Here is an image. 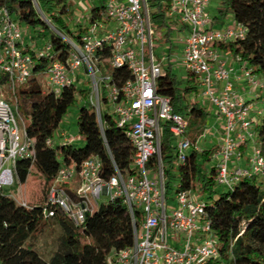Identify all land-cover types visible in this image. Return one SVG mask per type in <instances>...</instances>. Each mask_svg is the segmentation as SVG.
<instances>
[{
  "label": "built area",
  "instance_id": "1",
  "mask_svg": "<svg viewBox=\"0 0 264 264\" xmlns=\"http://www.w3.org/2000/svg\"><path fill=\"white\" fill-rule=\"evenodd\" d=\"M170 1L169 25L171 16L186 31L181 62L187 72L196 77L201 95L215 107L222 120L221 137L212 155L216 168L214 181L232 189L243 177L257 175L264 180V145L259 141V146L254 143L252 147L247 167L229 166L231 160L239 161L243 157L241 144L257 137L256 125L264 118V104L258 109L257 120L251 115L252 103L235 95L229 70L216 47V44L242 38L244 27L235 21L224 29L212 27L205 13L209 0ZM31 2L38 9L37 0ZM101 4L104 8L100 16L89 21L79 42L54 27L39 11L49 29L68 44L64 60L58 58L50 42L39 53H34L23 43L21 25L14 14L7 7H0V190L15 185L18 159L34 158L33 140L27 136L25 122L17 110L19 88L29 78L41 76L43 90L59 95L62 89L76 84V73L82 69L89 83L87 101L94 109L105 147L102 94L117 127L124 129L134 149L133 169L124 174L113 162L108 149L112 166L108 176L101 159L95 155L84 159L78 167L62 164L48 188L49 204L80 224L86 214L101 203L98 200L102 196L107 201L121 199L124 202L133 222V243L109 254L107 264H208L219 254L215 237L204 219L201 198L182 189L178 178L177 206L167 209L160 158L161 126L167 125L173 135L177 164L186 161L189 150L199 152L200 148L197 141L192 142L187 137V118L173 112L170 98L157 92L156 79L163 71L153 55L154 30L148 1L102 0ZM40 59H49L50 63L35 70ZM122 67L130 71L131 78L118 85L112 72ZM243 68L246 81L264 91V76H255L245 64ZM218 81L223 82L220 91L216 89ZM58 137L62 143L75 140L64 132ZM47 144H52L51 139ZM154 156L157 169L148 167ZM21 186L19 196L7 193L16 203L26 206ZM68 191L79 200L74 201ZM137 210L141 214L138 226L135 223ZM47 214L53 212L48 210ZM169 238L182 241L181 247L170 244Z\"/></svg>",
  "mask_w": 264,
  "mask_h": 264
},
{
  "label": "trees",
  "instance_id": "2",
  "mask_svg": "<svg viewBox=\"0 0 264 264\" xmlns=\"http://www.w3.org/2000/svg\"><path fill=\"white\" fill-rule=\"evenodd\" d=\"M67 1L37 0V9L31 0H0V7H7L19 24L34 29L37 26L49 29L40 11L47 20L51 18L66 29L69 38L79 42L86 26L79 23L75 30H70L64 24L61 15L68 12ZM147 1L152 29H166L168 34L171 28L167 13L171 1ZM220 4V17L229 14L233 21L244 27L245 33L242 38L216 44V47L239 58L253 73L264 74V0H220ZM103 8L102 4L91 7L88 21L98 18ZM42 29L37 31L39 35ZM48 42L58 58L64 60L69 51L68 44L52 30ZM49 63V59H40L35 70L43 69ZM112 74L118 85L131 78L126 67L117 68ZM186 83L185 89L180 92L169 67L156 79L157 92L170 98L173 112L187 118V137L195 142L205 129L208 113L199 103L187 100L190 92L197 91L196 77L187 72ZM88 92L86 89L78 90L73 84L55 95L44 91L40 80L34 76L19 88L17 110L25 117L27 136L33 140L34 158L18 159L15 184L20 188L33 168L40 174L43 183L40 203L27 201L26 206L16 203L5 190H0V264H107L109 254L132 245L133 222L121 199L101 202L86 214L80 224H75L66 213L48 202L49 185L62 164L78 167L84 159L95 155L101 159L108 176L112 173L108 149L113 162L124 174L132 172L134 149L129 138L123 128L117 127L112 111L101 110L105 147L94 109L87 101ZM77 94L83 100L77 116V131L83 137L84 146L77 147L74 143L61 141L55 143V130ZM101 97V101L107 103L105 95ZM256 129L258 141L264 145V118L257 123ZM50 139L51 145L47 144ZM173 140L167 125H162L160 158L165 199L168 200L174 170L182 189L198 193L205 207L204 219L215 237L219 254L208 264H264V186L257 185L258 176L243 177L232 189L217 192L215 166H210L207 171L203 169L211 158L212 149L202 152L189 150L186 161L177 164ZM157 166L154 156L148 167L157 169ZM68 193L74 201L79 200L75 194ZM48 210L53 214L48 215ZM135 220L138 226L141 222L138 210ZM50 221L58 225L60 235L55 249L48 259H44L34 248L33 241Z\"/></svg>",
  "mask_w": 264,
  "mask_h": 264
},
{
  "label": "rangeland",
  "instance_id": "3",
  "mask_svg": "<svg viewBox=\"0 0 264 264\" xmlns=\"http://www.w3.org/2000/svg\"><path fill=\"white\" fill-rule=\"evenodd\" d=\"M101 2L102 0H68L67 1V3L69 4L68 12L67 14L61 15L62 21L64 22L65 25L68 26L70 30H75L77 28L76 25L79 23L82 26L88 27L90 24L87 15L90 8L93 6H99ZM220 6H221L220 0H209L207 6L205 7V13L207 14L209 19H213L217 15L219 17V20H217L216 24L214 25L215 29H224L231 26L232 24V18L229 14L227 16L220 17L218 12ZM169 19L171 20V24L169 25L171 30L169 31L168 34L166 33V29H155L153 31L152 34L153 55L156 58L157 62L161 65L162 71H164L167 67L170 68L171 73L175 77L177 88L179 89L180 92H182L187 84L186 83L187 70L181 62V54L184 46L183 38L186 36V31L181 29V25L175 22L176 20H174L173 17L169 16ZM48 20L54 27H56L58 30H60L66 36L69 37V34L66 31V29H64L60 24L54 22L51 18H48ZM20 25L23 34V43L24 44L27 43L29 48H31L34 51V53H39L41 50H43L48 43L51 30L50 29L43 30L42 28H40V26H37L34 29L32 27H28L23 24ZM40 29H42V33L39 35L37 31ZM144 60L146 62L148 61L147 54L145 55ZM38 79H42V77L39 76ZM75 83L78 90L86 89L89 91V83L87 82V77L82 71V69H79L77 71ZM197 89H199V87H197ZM190 99H195V100L197 99L198 103L201 106L205 107L209 112L207 116V122L205 124V129L202 133V136L198 138L197 144L199 148L202 150H210L212 149V144L210 143L211 138L215 137L213 135L214 128L212 125L213 124L219 125L220 122H217L215 120L216 118L211 112L213 107L212 104L207 99H205L201 94L198 95L197 93L195 94V92H190V94L187 96V100ZM82 101L83 100L81 96L77 94L74 103L69 106L66 113L62 117L57 129L55 130L53 137V141L55 143H58L60 141V138L58 137L59 133L64 132L67 136L74 137L75 139L73 142L74 145H76L77 147L84 146L83 137L77 131V116H78L79 108L82 105ZM263 104H264L263 101L256 103L257 106H261V107L263 106ZM101 110L111 111V108L109 104L101 101ZM21 117L25 121L24 119L25 117L23 116ZM249 141L259 146L257 137H255L254 140L250 139ZM172 143L174 145L175 140H173ZM229 166L232 165L229 163ZM42 183H43L42 177L36 171V169L33 168L32 171L29 173L26 182L21 186L22 197L30 203H34V204L40 203L41 200L40 189ZM170 184H171V190L168 194L167 209L177 206L175 200V187L178 184V176L175 170L171 177ZM257 185H259L260 187L264 186L263 178L258 177ZM215 188L217 192L226 190L224 185L218 183L215 184ZM5 191L8 193H14L15 195L19 196L20 188L18 184H15V186L11 188H6ZM195 195L198 196V193H196ZM98 201L106 202L107 198L102 196ZM59 235H60V228L55 222L50 221L49 225L45 228V230L35 239V241H33L34 248L39 252L42 258L48 259V257L56 247L57 238ZM169 236L173 238L172 232H169ZM171 238H169L170 244L181 247L182 241L180 242L175 241L172 240Z\"/></svg>",
  "mask_w": 264,
  "mask_h": 264
},
{
  "label": "crops",
  "instance_id": "4",
  "mask_svg": "<svg viewBox=\"0 0 264 264\" xmlns=\"http://www.w3.org/2000/svg\"><path fill=\"white\" fill-rule=\"evenodd\" d=\"M210 20H211L212 27H215L214 25L216 24L217 20H219V17L217 15L213 19H210ZM233 23H234V21L232 19V24L231 25H233ZM217 50L220 53L221 59L225 62L226 68L229 70V77H230V81L232 82L233 91H234L235 95L237 97L242 98L243 100H245L247 102L252 103L251 115L253 117H255L257 120H259V117H258L257 113H258V109L261 106H257L256 103L262 102L263 97H264V91H262L260 89L253 88L246 81V79L244 78V68H243L244 67V63L243 62L237 60L232 54H230L227 51H223V50L219 49L218 47H217ZM253 74L255 76H257V77L258 76H264V74H262V73H253ZM196 86L199 87V89H197L196 93L198 95H200L201 94V86L199 85L197 79H196ZM222 87H223V82L222 81H218L216 83L217 91H220L222 89ZM188 101L189 102H197L198 103L197 99L196 100L195 99H190ZM204 109L207 111V109L205 107H204ZM211 112L213 113L214 117L216 118L215 120L217 122H220L219 125H215V124L212 125L213 128H214L213 135L215 136V137H212L211 141H210V143L212 144V155H213L214 151L218 147L219 140H220V137H221L222 120L220 119L219 115L217 114V111H216L214 106L212 107V111ZM207 113H209V112L207 111ZM197 140H198V138H197ZM252 144L254 145V143H251V141H247L245 144H241L240 150L243 153V157L239 161L231 160L230 164L232 166L236 164V165H238L240 167H247L248 166L247 158L252 154V147H253ZM202 151L203 150L200 149L199 152H202ZM212 155H211L210 160L207 163H205V165L203 166V169L205 171H207L210 166H215V160L212 158Z\"/></svg>",
  "mask_w": 264,
  "mask_h": 264
}]
</instances>
